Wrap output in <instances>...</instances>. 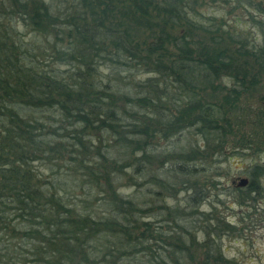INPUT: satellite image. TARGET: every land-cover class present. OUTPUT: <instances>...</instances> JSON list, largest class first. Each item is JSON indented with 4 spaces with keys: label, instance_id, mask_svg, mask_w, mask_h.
I'll return each mask as SVG.
<instances>
[{
    "label": "trees",
    "instance_id": "1",
    "mask_svg": "<svg viewBox=\"0 0 264 264\" xmlns=\"http://www.w3.org/2000/svg\"><path fill=\"white\" fill-rule=\"evenodd\" d=\"M263 77V0H0V264H234L199 206L264 150L232 117Z\"/></svg>",
    "mask_w": 264,
    "mask_h": 264
},
{
    "label": "rangeland",
    "instance_id": "2",
    "mask_svg": "<svg viewBox=\"0 0 264 264\" xmlns=\"http://www.w3.org/2000/svg\"><path fill=\"white\" fill-rule=\"evenodd\" d=\"M209 9L219 15L228 14L225 9L222 10L216 6L209 7ZM235 12L241 13L240 9H233L231 13ZM239 24L241 25V23ZM245 24H249V21H246ZM239 27L241 28V26ZM256 34L260 36L257 32ZM261 95H264V77L254 87L248 88L242 93L232 115L236 124L235 130H242L244 135L252 137L262 131L258 124L259 120L264 119L258 109L262 101ZM258 115L261 116V119L258 118ZM232 149L231 147L226 149V155H230V159L218 163L221 164L218 172L214 170L212 175L214 184L207 185L205 183V190L202 189L203 186L199 187V190L206 192L199 209L204 212L211 211L218 219L230 226L224 231L219 230L221 231L219 242L224 254L233 260L234 264H264V175L259 177L257 190L251 194H245L247 196L245 199L241 198L243 192L237 190V186L233 182L240 176H248L247 170L252 164H264V150L258 154H252L251 152L245 153V151H231ZM149 174L151 175V173ZM144 186L147 198H150L152 193L148 190L149 187L154 188V184L147 182ZM185 194L184 188L178 189L176 197L168 198L169 204H183ZM155 204L158 203L150 202L153 207ZM146 218L153 221L157 217L149 215Z\"/></svg>",
    "mask_w": 264,
    "mask_h": 264
},
{
    "label": "water",
    "instance_id": "3",
    "mask_svg": "<svg viewBox=\"0 0 264 264\" xmlns=\"http://www.w3.org/2000/svg\"><path fill=\"white\" fill-rule=\"evenodd\" d=\"M248 181L249 179L247 176H240L239 178H237V180H233L235 185H238V186H244L246 183H248Z\"/></svg>",
    "mask_w": 264,
    "mask_h": 264
}]
</instances>
